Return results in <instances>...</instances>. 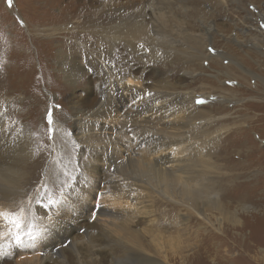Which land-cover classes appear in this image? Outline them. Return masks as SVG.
<instances>
[{"label": "bare ground", "instance_id": "1", "mask_svg": "<svg viewBox=\"0 0 264 264\" xmlns=\"http://www.w3.org/2000/svg\"><path fill=\"white\" fill-rule=\"evenodd\" d=\"M128 1L110 4L108 9L104 6L95 12L88 5L81 6L84 20L87 18L84 22L86 27H72L75 31L56 28L59 34L79 35L75 41L70 40V45L68 41V45H64L65 40L59 35L36 39L40 45L38 57L42 58V69L50 83L58 82L62 91L68 90L66 84L59 83V79L55 81L49 72L56 64L58 77L65 78L66 83L71 85L83 82L87 92L95 95L85 109H73L74 134L69 129L65 130L58 112L54 111L51 161L62 173L52 194L36 193L31 198L26 197L28 192L25 187L34 178L26 177L29 173L35 175V171L38 172L44 157L39 155L32 137L23 152L22 147L11 142L12 139L20 141V138L7 132L3 120L5 115L0 109V209L13 207L28 198L32 201L29 209L32 218L45 229L41 237L32 240V243L13 244L0 252V264H7L5 257L9 252L10 257H21L17 264H232L225 258L211 257L215 252H209L207 247L199 246L189 255L184 248H170L172 235L157 232L150 224L148 227L139 226V215L149 216L152 211L144 210L148 203L144 206V200L139 201L140 194L131 196L138 186L147 189L156 186L159 190L163 189V195L190 203L191 209L205 218V206L218 211V230L223 227V221L244 226L247 217H240L239 214L257 208L247 205L253 201L255 187L248 189L243 183L230 196L205 181L210 178L203 175L204 172L212 169V156L205 157L206 144H197L199 158H196L201 162H198L200 169L190 168L185 155V151L193 147V144L185 145V142L191 136L204 134L206 120L213 118L212 112L221 103V100L214 99L197 104L196 99L204 98L208 93L185 92L187 84L202 82L204 77L199 76V71L207 61L222 68L215 78L223 90H228L223 79L232 76L229 64L240 66L239 60L236 61L230 51L217 50L216 55L208 52L207 47L212 46L215 34L223 30L215 20L218 4H205L201 8L197 4L193 7L194 12L203 15L200 21L204 26L198 32H189L185 30L184 16L181 18L178 15L183 10L191 12L190 1L175 0L178 3L176 6L166 1L164 7L162 0L159 7L154 0ZM195 1L218 3L220 0ZM247 11L251 14L253 10ZM256 20L264 24L263 11L256 16ZM237 27L238 24L234 23L235 36L232 34L231 39L223 33L219 37L227 43L231 40L240 48L252 32L249 28ZM181 33L187 34L190 39L182 40ZM84 34L95 38L92 47ZM252 35L255 38L247 41L251 47L256 46L254 40H264L257 33ZM178 45H181L180 49ZM57 49L60 50L57 60L50 61V55ZM129 55L133 57L130 59ZM84 59L93 73L86 69ZM148 65L164 68L163 77L147 80L144 73L148 71ZM180 71L183 76L177 82L169 79L171 73ZM210 77H213L212 74ZM51 95L54 100L55 94ZM95 163L102 164L103 173ZM239 163L245 161L240 160ZM260 183L264 185V175ZM97 197L105 204L104 207L94 205ZM224 197L232 199L231 204H227ZM41 198L43 203L37 204L36 201ZM49 198L56 201L62 199L48 206ZM233 202L240 206L232 208ZM83 214L92 219L96 216L95 226L99 228L100 236L94 237L91 231L86 230L83 244H78L76 238L68 248H63L65 242L75 237L73 233L78 225L72 223L74 218ZM258 216V220L251 222L255 242L264 240L261 233L264 230V208ZM245 239L244 247L252 250L256 244L248 243V236ZM70 255L74 258L73 262ZM233 262L262 264L251 259L248 261L245 256Z\"/></svg>", "mask_w": 264, "mask_h": 264}, {"label": "rangeland", "instance_id": "2", "mask_svg": "<svg viewBox=\"0 0 264 264\" xmlns=\"http://www.w3.org/2000/svg\"><path fill=\"white\" fill-rule=\"evenodd\" d=\"M139 1L130 0L128 3ZM166 1L171 6L178 4L175 0H162L163 7L166 6L164 3ZM183 1H190L188 4L191 6V12L188 13L183 10L178 16L181 18L184 16L185 30L189 32H198L204 26L200 21L203 15L194 12L193 7H196L197 4H199L197 5L198 8L205 4H218V15L215 20L220 27H223V30L215 34L212 46L207 47L208 52L216 55L215 51L217 50L226 53L230 51L235 60H239L238 63H240L238 67L229 64L228 60L225 59L227 66L228 64L229 67L231 66L232 73V76L223 79L224 84L229 88L228 90H223L219 80L215 78V74L221 73L222 68L212 63L209 64L207 61L203 63L204 65L202 64L204 68H200L199 71V76L204 77L202 82L187 84L186 89H184L185 92L193 90L194 94L205 91L210 94L209 97L208 94H205L206 98L196 99V103L199 105L214 99L221 100V103L217 105L218 109L212 112L213 118L208 119L209 121L206 120L205 127L207 128L204 134L191 136V139L185 142V145L193 144V147L185 151V155L187 154L189 159L187 164L192 169H200L198 166L200 161L196 158H199L197 144H206L205 157L212 156V169L207 170V173L204 172L203 175L210 178L209 181H205L221 190L223 194L230 196L231 192L243 183L247 184L248 189L255 187L253 201L248 202L247 205L257 208L246 214H239L240 217H247L244 220L247 221L244 226L243 224L234 226L229 221H223V227L218 230L220 217L218 211L205 206L204 209H207L205 218L204 215H200L191 209L190 203L163 195L162 188L159 190L156 186L149 189L138 186V189L133 191L131 196L140 194L139 201L144 200V203L142 202L144 206L149 204L144 210L152 212L148 214L149 216L139 215L137 220H139L140 227H148L150 224L151 228L157 232L172 235L169 239L170 248L172 246L178 249L184 248L186 255L192 254L196 248L201 246L207 247L209 252H215V255L211 257L225 258L229 263L232 261V264L234 263L233 260L240 257L244 259V256L248 261L251 259L264 264V240H259L261 242L254 241L255 230L251 224L255 219H259L258 215L263 213L264 208V185L262 186L260 183V179L264 175V40H254L255 47H251L247 43L250 39L255 38L252 34L257 33L264 38V24H260L256 20L260 11L264 12V0H220L218 3L181 0V2ZM120 2H125V0H12L11 5H9L8 0H0V59L2 61L0 62V109H3L5 115L3 120L7 132L11 136L20 138V141L12 139L13 144L22 147L23 152L25 149L27 150L29 139L32 137L39 155L43 154L44 157L38 172L35 171V175L29 173L26 177V179L34 177L32 183L25 187L28 192L26 197L31 198L36 193L52 194L54 187L60 181L62 171L51 161L54 136L51 130L54 127L53 124H48V114L51 113L53 117L56 110L65 130L69 129L70 133L74 134L72 127L73 109H85L89 101L95 97L93 92H87L83 82L71 85L69 82L66 83L65 78L58 77L59 68L56 64L49 72L55 81L59 79V83L66 84L68 90L62 91L58 82L52 81L50 83L42 69V58L38 57L40 45L36 39L52 38L59 35L64 38V45H68V42L70 45L72 44L70 40L75 41L79 35L76 36L75 33L59 34L60 32L56 28L62 27L69 30V28L73 29L72 27L76 26L77 28L79 26L86 27L87 24L84 22L87 18L84 20L85 13L80 12L81 6L88 5L93 8L92 12H95L94 10H99L104 6L108 9V5ZM154 3L158 6L161 0H154ZM247 9L255 12L252 11L251 14H248ZM234 23L238 24L239 27L237 28H249L252 32L246 38L245 45L240 48L231 40L227 43L219 37L222 33L230 39L232 34L235 36ZM84 35L92 47L95 44V38L90 34ZM181 35L182 40L190 39L187 34L181 33ZM178 46L180 49L181 45ZM231 46H233L232 49ZM59 51L58 49L55 51L56 53L53 51L49 60L54 59L53 61H56ZM132 57L133 55H129L130 59ZM84 65L90 74L93 73L85 59ZM164 71V68L156 65L154 67L149 66L144 76H147V80H154L163 77ZM176 73L170 74L169 79L173 82H177L183 76L181 71ZM211 74L213 77H210ZM218 76L221 77L220 74ZM204 85L206 86L205 89ZM51 93L55 94L54 100ZM67 147L69 148V146ZM240 160L245 161V163H239ZM100 164L95 163L94 165L103 173L102 164ZM103 185L104 180L101 182V186ZM103 194L108 195V193ZM99 197L96 198L94 205L104 207L105 204L98 199ZM61 199L59 198L57 201L60 202ZM29 200L27 198L23 206L26 216L33 219L27 207ZM224 200H227V204H231L232 199L230 201L229 198L224 197ZM224 200L222 199L223 202ZM237 205L240 206L239 203L233 202L232 208ZM18 206L22 205L17 204L13 207H7L5 210L17 211ZM198 207L201 208L200 205ZM74 219L75 221L72 223L78 225L73 233L75 237L69 239L68 243L65 242L63 248H68L69 244L76 238H78V244H83L86 230L91 231L94 237L100 236V230L97 225L95 226V220L88 215L83 214ZM261 233L264 237V230ZM247 236L248 243H255L257 246L250 251L244 247ZM117 237L114 238L115 242H117ZM81 241L83 242L81 243ZM28 243H32V240L25 242V244ZM72 257L70 255L73 262L74 258ZM5 260L7 264H17L21 261V257H10L9 252Z\"/></svg>", "mask_w": 264, "mask_h": 264}, {"label": "snow or ice", "instance_id": "3", "mask_svg": "<svg viewBox=\"0 0 264 264\" xmlns=\"http://www.w3.org/2000/svg\"><path fill=\"white\" fill-rule=\"evenodd\" d=\"M11 5L12 0H8ZM203 102V101H199ZM48 124H53L51 113L48 114ZM54 133V129L51 130ZM37 204H42V198L36 201ZM58 203V201L49 198L48 206ZM23 205L24 202H19ZM32 201H28L27 207L31 209ZM45 231L42 227L35 223L34 219L26 216L25 207L18 206L17 211L0 209V252H3L7 247L15 245H23L26 241L36 240L42 232Z\"/></svg>", "mask_w": 264, "mask_h": 264}]
</instances>
